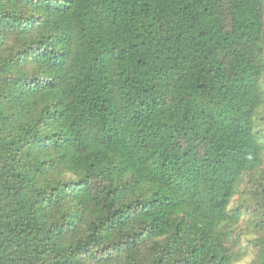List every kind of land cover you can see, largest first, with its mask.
<instances>
[{
	"label": "trees",
	"instance_id": "1",
	"mask_svg": "<svg viewBox=\"0 0 264 264\" xmlns=\"http://www.w3.org/2000/svg\"><path fill=\"white\" fill-rule=\"evenodd\" d=\"M246 219L264 264V0H0V264H239Z\"/></svg>",
	"mask_w": 264,
	"mask_h": 264
},
{
	"label": "rangeland",
	"instance_id": "2",
	"mask_svg": "<svg viewBox=\"0 0 264 264\" xmlns=\"http://www.w3.org/2000/svg\"><path fill=\"white\" fill-rule=\"evenodd\" d=\"M240 199H241V196L237 197L236 202L234 203L235 207H237L241 204ZM246 221H247V219H246ZM238 232L242 236L243 245L246 248H248V255L239 264H249L256 257V252L252 249V247H250V243H249L255 239V236H256L255 232L253 230V227L249 225L248 221L244 222L240 225Z\"/></svg>",
	"mask_w": 264,
	"mask_h": 264
}]
</instances>
